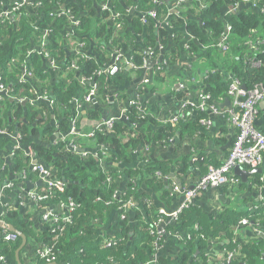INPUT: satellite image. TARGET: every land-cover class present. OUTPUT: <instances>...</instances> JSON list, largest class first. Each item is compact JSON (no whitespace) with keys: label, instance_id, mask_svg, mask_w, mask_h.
I'll use <instances>...</instances> for the list:
<instances>
[{"label":"trees","instance_id":"1","mask_svg":"<svg viewBox=\"0 0 264 264\" xmlns=\"http://www.w3.org/2000/svg\"><path fill=\"white\" fill-rule=\"evenodd\" d=\"M4 0H0L2 3ZM8 1V0H7ZM35 1V0H32ZM40 5L35 8L20 6L13 10L12 16L4 21H0V81L2 83L10 81L17 82L22 74L23 66H26L32 73L30 79H25L20 86L14 83L13 93L20 94L17 98L31 97L33 89L40 91L39 81L42 80V63H47L39 54L32 52L28 55V50L36 45L35 36L38 31L35 25L48 27L51 30L49 39L50 51L59 61V65L64 69V64L73 59V53L65 57L66 47L69 49L65 36L70 18L67 14L58 13L60 6L68 8L72 16L78 15L81 10L89 9L81 14L80 23L75 28V38L86 43V49L91 48V58L81 63L80 74L89 77L94 76L100 67L107 60V48H102L111 44L117 45L116 39L113 41L114 30L107 21L111 15L110 11L102 10L96 14L94 0H39ZM98 1V0H96ZM153 3L151 0H137L135 6L142 12L156 8L158 16L167 12L168 4L165 0H158ZM170 1V0H169ZM204 18L198 22L189 19L185 24L187 31L192 37L188 40L189 52H197L201 46L207 49L201 53L207 61L205 66L213 68L204 78L202 85L204 91L211 95L210 103H217L229 96V87L232 79L238 80L247 89L254 86H261L264 89V0H257L256 7L245 8L239 13L226 12L221 15L220 11L228 4L245 2L243 0H206ZM250 4V3H249ZM116 6V8H115ZM114 9L118 4L115 3ZM193 7H199L197 2L192 3ZM147 24L142 25L139 21H134V26L138 31H143L142 42L129 40L131 35L125 34V45L132 44L130 60L136 65L143 64L144 57L141 55L143 47L153 43L152 34L153 21L146 16ZM184 23L182 14L172 16V24L180 26ZM145 26V27H142ZM229 26V39L227 49L221 50L218 41L225 32V27ZM65 30V31H64ZM137 31V32H138ZM166 35L160 31V39ZM112 39L111 42H109ZM256 42L255 50L252 52L247 45L248 40ZM135 40V41H134ZM104 43V44H103ZM110 46V45H109ZM124 50V49H123ZM178 46H173L170 51V58L165 59L166 64L177 61ZM220 59L217 63L213 59ZM66 59V61H62ZM225 68L230 75L224 76L222 69ZM50 78V72L46 71ZM165 74L161 70L155 69L154 81H160ZM55 76V73H53ZM76 73L68 75L67 79H56L52 87V94L55 98L53 113L59 120V128L66 131L70 127V120L75 115L71 100L82 90V84L78 81ZM119 74L113 77V84H117ZM102 76L98 77L101 80ZM26 89V91H25ZM26 108V119L34 121L37 119L36 110ZM31 108V107H30ZM55 108V109H54ZM57 111L59 115L57 116ZM206 110H199L195 117L186 121L178 120L175 124L160 122L152 117V114L142 115L136 106L127 107V120L116 119L109 131H96L91 139L89 151L84 154L75 150H67L63 142L48 145H33L36 156L44 161V165L54 169L57 178L63 181L65 188L63 191H56L50 195L48 202L57 203L59 200L72 199L79 204L71 212L69 221H59L53 223L42 231L32 229L30 223L17 217L16 213L9 211L5 217V222L12 224L17 231L22 232L27 240L41 243L48 247L50 255L42 259V263L55 261L58 264L72 262L73 264H143L150 260L154 251V236L151 235V219L146 222L139 221L140 212L136 209L127 213L126 218H120V199L125 200L133 196L135 202L141 201L145 192L140 191V183L145 180L148 186L155 191L162 190L163 181L154 177V167L149 161L142 167H135L134 164L119 167L113 163L120 164L129 158L128 150H139L142 147L168 144L179 133L193 134L201 127L200 118L204 117ZM89 121H99V113L94 108H87L85 113ZM158 120V121H157ZM43 122V120H41ZM41 121L37 122L40 125ZM28 125V124H27ZM27 125H21L22 132H25ZM258 128V127H257ZM234 138V137H233ZM233 141V140H232ZM102 150L108 152V157L103 163L99 162ZM19 164V158H17ZM108 163V164H107ZM107 164V167H105ZM221 163H214L218 166ZM188 165V164H187ZM104 166V168L102 167ZM186 162L183 160V168ZM244 168H250L244 165ZM205 173V172H204ZM132 180V181H131ZM143 180V181H142ZM256 184L259 183L257 180ZM116 191L124 192L125 195L118 197ZM162 197L165 196V190ZM47 192V189L45 190ZM147 213L148 210L146 209ZM246 212L236 211L231 208H224L212 218H208L195 205H189L178 215L175 222L169 223L168 227L178 228L183 233H189L191 239L185 240L178 255L171 260L161 259L159 264H208L206 253L207 236L214 238L221 234L231 237L229 232L231 227ZM136 223H131L132 220ZM263 220V219H262ZM110 223V233L118 235L119 241L112 248H103L100 245L101 236L98 235V227L102 224ZM195 225L198 229H194ZM20 239L16 241L0 240V254L7 257V264H17L15 260V250ZM228 251H233L234 256L224 261L222 264H264V239H248L241 245L228 242L224 245ZM198 250L196 257L192 258L195 250ZM51 256V257H50Z\"/></svg>","mask_w":264,"mask_h":264},{"label":"crops","instance_id":"2","mask_svg":"<svg viewBox=\"0 0 264 264\" xmlns=\"http://www.w3.org/2000/svg\"><path fill=\"white\" fill-rule=\"evenodd\" d=\"M67 1L71 2V0ZM94 1L96 14L100 13L101 9L97 5L96 0ZM136 1L109 0L113 6H115V3L118 4L117 12L119 13V21L123 23L120 31H116V42H118V46H120V49L122 48L121 51L123 52L120 59L117 60L122 71L120 72L117 84H113L111 80L113 77H102L101 80L96 78L97 83L100 82L99 99L94 104L92 103L91 108H94L99 113L98 120L104 119L105 117H115L125 112L128 102L137 99L141 110L148 111L153 115L152 117L163 122L167 117L175 115L185 98L188 97V99L193 100L197 98L196 93L202 87L206 74L213 71L212 67L205 66L207 60L201 56V53L207 49L206 45L201 46L197 52L195 51L193 53L186 49V44L188 40H192V36L185 31V24L189 19H195L200 22L205 15V7H201L198 2V8L190 5L182 10L175 8L171 10L168 7L167 12L157 18L148 15L153 21L151 30L154 41L153 43H149V46H144L143 50L146 52L150 50L147 58L153 61V65L150 68H131L127 60L130 59L132 44L124 47L126 43L124 36L126 37L125 34H128L131 35L129 40L133 41L135 38L136 41L142 42L144 32L136 29L134 21L137 20L142 25L147 24V21H144V18L147 16V11L142 12L141 10H137L135 6ZM173 1L165 0L166 5ZM204 1L207 3L206 0ZM3 3L5 4V2ZM240 3L228 4L224 8L222 7L220 11L221 15L226 12L233 13L231 11L232 9L237 14L241 10L243 11L249 7L248 3H241L243 7H240ZM86 11H89V9L79 11L76 16L79 17ZM181 14L184 23L180 26L172 24V16H180ZM107 24L112 25L109 20ZM160 31L166 35V38L160 39ZM93 45L90 43V52ZM173 46H178L177 61L174 62V59L171 62L172 64H165L163 67L165 74H163L160 81H154L153 74L155 65L163 64L164 61L166 62L164 59L170 58V51ZM69 52V50L64 51L65 57L68 56ZM114 56V53L108 52L106 56L107 60L104 61L102 66L112 63ZM213 60L217 63L220 62V59L217 58ZM42 69L44 76L38 83L40 91H37V88L33 89L32 93L34 95L31 97L23 96L21 99L17 98L20 94L13 93L14 89H18L14 87V83L17 84V82L10 81L7 83L4 81L2 83L0 81V85L4 89L0 91V98L3 99L0 103V220L5 222V217L7 216L5 214L6 211H13L17 217L30 223L33 230L39 232L46 227L43 219L45 210L41 203L31 198L30 192L38 191L44 185L43 182L38 183L40 178L34 173L28 176L26 175L22 179L21 171L29 167L35 158L40 161L36 154L35 157L30 155L32 151H35L33 145H48L51 144L52 140L58 138H72L68 132L69 128L66 131L59 128L60 124L58 119L60 117L57 118L53 113L54 102L53 104L49 102L50 99L55 100L52 94V87L54 86L56 77L53 75L49 65L42 63ZM46 71L50 72V78L45 77L47 76ZM221 73L226 77L230 75L225 68L222 69ZM144 78L148 79L146 85H142ZM183 83L188 88L186 93L189 94L187 97L182 94L183 91L180 85ZM85 86H90V84ZM18 90L20 93L22 92V89ZM39 95L44 97L38 98ZM226 99H228V104L220 107L219 105ZM22 100H26V103L22 104ZM230 103L231 97H226L218 102V107L227 109ZM28 106L31 107H29V110H34L32 108L38 110L36 111L37 119L34 121H28L26 119V108ZM256 109L257 112L253 117V125L264 133V98L256 103ZM79 113L78 129L82 132L91 130L93 121H89L86 118V108L81 107ZM58 115L59 113L57 111ZM204 117L210 122L208 124L201 123V127L197 132L183 135L178 133L170 143L150 147L148 157L151 165L154 167V177L163 181V188L162 190L155 191L151 187L144 186L143 184H146V181L142 180L143 184L140 183L139 188L141 192L145 193L141 201L136 203V206L133 208L140 212L139 221H149L150 218L159 215L160 211L171 213L177 210L181 203H183L185 197L183 193L173 191L172 183L179 184L182 187L181 190L192 188L209 166L214 163H221L225 159L234 137L235 128L227 115H220L206 110ZM189 119L185 120L190 121ZM39 121H41L40 125L37 123ZM22 124H28L25 132L21 130ZM58 131L59 137H57ZM79 139L80 147L89 149L91 146L89 139L85 137ZM128 152V160L117 165L124 167L134 164V168L142 167V163L140 162L141 153L131 149ZM17 158H19V164L17 163ZM183 160L186 162V167L184 168ZM41 163L43 164L45 162L41 160ZM107 164H105V167H107ZM259 167L262 169L261 173L255 172L250 174L245 182H242L238 176L239 182L234 186L236 187V192H233L234 187L226 184L200 189L197 191L193 203L208 218H212L224 208H231L239 212L244 211L246 205L255 201L258 195L264 197V163ZM242 168L243 170L252 169ZM257 180L259 181L258 184L255 183ZM9 183H12L13 186L7 187ZM163 190H165L166 197H162ZM145 199L151 201L150 205L144 202ZM47 206L56 209L58 205L53 202H48ZM146 209L148 210L147 213L145 212ZM131 223H136V220L133 219ZM241 228L243 232L239 233L238 238L243 242L253 234L248 226ZM194 229H198V226L195 225ZM97 231L101 238H105L113 233V231L110 233L109 222L100 225ZM177 233L184 236L187 234L178 228L168 227L167 224L165 233L159 239L158 248L155 250L156 264H159L161 259L171 260L178 255V250L181 248L182 243L176 238L178 236ZM224 237L222 234L217 238L211 236L206 237L205 250L209 255H207L208 257L206 256L207 258H211L213 254L220 251ZM36 249L37 244H34L31 240H27L26 246L19 252V258L22 264H46L42 263V259L37 256ZM195 252L192 258L197 256L198 253L195 255ZM0 264L2 263L0 262ZM208 264H215V262L212 260Z\"/></svg>","mask_w":264,"mask_h":264},{"label":"built area","instance_id":"3","mask_svg":"<svg viewBox=\"0 0 264 264\" xmlns=\"http://www.w3.org/2000/svg\"><path fill=\"white\" fill-rule=\"evenodd\" d=\"M57 2H61V0H56ZM153 3H158V0H151ZM196 1L200 4L201 7H206L207 3L204 0H174L173 2L168 3V7L172 9H184L187 6L192 5V3ZM248 1V4L252 7H256L257 0H243ZM5 2V4L3 3ZM2 3H0V21H4L7 18L12 16L13 10L18 9L20 6H25L27 8H35L40 5L39 0H5ZM97 5L100 7L101 11L106 10L110 11L111 15L109 17V22L112 24L111 27L114 30V36H116V31H120V28H122L123 23L119 21L118 12L117 9H114L113 5L110 4L109 0H98L96 1ZM238 3V2H236ZM245 3V2H241ZM240 3V4H241ZM96 4V3H95ZM100 11V12H101ZM58 13L61 14H67V16L70 18V22L68 24V28L66 31H69V33L66 34L65 39L68 43L69 49L66 47L65 50H69V54L73 53V59L69 63L64 64V69L61 68L59 65V61L53 56V54L50 51L49 44H52V42L49 39V34L51 33V30L48 27H40L35 25L34 28L39 32L38 35L35 36V40L37 42L36 45H33L28 50V55H30L32 52L41 55L44 57V59L48 60V64L45 62L46 65H49L52 72L55 73L56 79H67L68 75L76 73L75 76L78 77V81L82 84V90L76 97H74L70 104L73 107L75 111V115L70 120V127L68 132L69 135L72 137L71 139H55L51 141V144H57L59 142H63L65 145V148L67 150H75L80 147V139L79 138H87L91 142V139L96 131H109L112 128L113 123L116 119H121L122 116L125 117L123 120H127V110L125 112H122L119 115H116L115 117H105L104 119H100L97 122L92 123L91 130L87 132H82L78 129L77 123L80 116V109L81 107L84 108H91L92 103L94 104L96 102L99 95V83H97L96 78L102 76V77H109L112 78L119 74L122 71V68L120 64L118 63V59H120L123 52L120 49V46H112L109 44L108 46L104 44L102 48H107V52L114 53V59L112 63L101 66L100 69L97 71V73L94 76L86 77L81 72V63L86 60L90 59V50L86 49V43L85 41H82L78 38H75V28L80 23V17L78 16H72L68 10V8L64 6H60ZM182 13V12H181ZM100 13H98L99 15ZM150 15L151 17H158L156 8L150 9L147 11V16ZM144 21L147 20L144 18ZM65 31V30H64ZM229 31L230 27H225V32L221 35L220 40L218 41V46L221 50L227 49V41L229 39ZM116 39L113 37V41ZM112 39L109 41L111 42ZM247 45L249 46L250 50L253 52L255 50L256 42L253 40H248ZM186 49H189V45L186 44ZM150 52L142 50L140 53L144 57L143 64L140 66H136L130 59L127 60L128 64L133 69H138L140 67L144 68L148 60L147 55ZM68 54V55H69ZM165 60V59H164ZM63 62L66 61V59L62 60ZM161 63V62H160ZM166 62L164 61L163 64L155 65V69L164 71V66ZM154 69V71H155ZM32 77V73L29 69H27L26 66H23L22 74L19 76L17 80V84L20 86L24 83L25 79H30ZM148 83V79L144 78L142 80V85H146ZM87 84H90V86H85ZM242 84L238 82L236 79H232L230 82L229 87V96L231 97V103L229 108L222 109L218 107L217 103H210L209 100L211 98V95L204 91L203 87H200L198 90V93H196L197 98L195 100L188 99L187 95L189 93H186L188 91L187 85L183 83L181 86L183 95H185L187 98L183 101L182 105L180 106L179 110L175 113L174 116L167 117L164 119L163 122L169 121L170 123L174 122V124L180 120V119H191L192 117H195V113L199 110H209L213 111L214 113L220 114V115H227L228 119L230 120L231 124L235 128L234 138L231 143V146L228 150V153L225 157V159L221 162L218 166H209L205 173H203L197 182L192 186V188L181 190V186L176 183H172V189L174 192H181L183 193L185 199L183 203H181L180 207L171 212V213H165L164 211H160L159 215H156L152 217L150 223L152 222V229L150 230L151 235L154 236V251L151 254V258L149 261L143 263V264H156V249L158 248L159 239L162 234L165 233V229L167 224L173 223L177 220L178 215L181 213V211L185 208H187L189 205L194 204L193 200L196 196V193L200 189H205L208 187H215L218 185L226 184L230 187L236 186L235 184L239 182L238 176L233 174V167L237 164H240L241 166L248 165L250 168L258 167L264 163V133L255 127L253 125V117L256 115L257 109H256V103L259 100H262L264 98V89L261 86H254L251 89H243L241 87ZM22 87V86H21ZM4 90L3 86L0 85V91ZM44 97L42 95H39L38 98ZM21 99V98H20ZM3 99L0 98V103ZM51 104H53L54 100L50 99L49 101ZM134 105L138 109V111L142 114H150L146 110H141L139 108V101L137 99L130 100L128 102V106ZM127 106V107H128ZM210 121L206 119V117L200 118V123L202 124H208ZM59 137V131L57 132ZM92 143V142H91ZM158 146V145H155ZM149 147L145 146L137 150L139 153H141L140 156V162L142 163L141 166H144L149 163ZM87 151L81 152L84 154ZM137 152V154H138ZM108 157V152L105 150H102L99 156V162L101 165L105 163L106 159ZM104 168V166H102ZM21 178L24 179L25 176L29 174H37L40 178L41 183L43 182V187L39 189L38 191H31L30 196L34 200H36L38 203H41L43 206V209L45 210L43 213V219L45 221L46 227L51 226L53 223H57L59 221H69L71 212L74 210L76 206L79 204L75 203L72 199L68 200H59L57 203L58 206L56 209L49 208L47 206V201H49V197L51 194H53L56 191H63L65 188V185L62 180L57 178L54 174V169L50 166L44 165L40 162L32 163L29 167L22 169ZM132 181V180H131ZM13 186L12 183H9L7 187ZM47 189V192L45 190ZM118 195V197H121L122 195H125L124 192L116 191L115 193ZM144 202L147 205H150V200L145 199ZM135 199L133 196H129L125 200L122 198L120 199V218H126L127 213L132 210L135 205ZM247 214L246 216H242L230 229L231 237H224L222 239L221 243V249L219 252H216V254H213L211 258H207L209 255L207 252L205 253V256H207L208 263L212 260H214L215 264H222L225 260H230L235 254L234 252L228 251L225 249L224 245L228 242L235 243L237 245H241L244 242H246L248 239H257V238H263L264 239V197L261 195H258L255 201L252 203H249L246 205L245 210ZM9 211H6V215ZM263 219V220H262ZM167 220H169L167 222ZM172 221V222H171ZM3 226L0 229V240L3 241H11L14 242L19 238L18 231L12 232L9 231L6 228V225L8 223L3 222ZM248 226L249 229H251L252 236L245 241L241 242L238 238L239 233L243 232V229L241 227ZM45 227V228H46ZM44 228V229H45ZM178 234V233H177ZM178 241H185L188 239H191V236L189 233H187L185 236L178 234L176 236ZM119 241L118 235L112 233L111 235L107 237L101 238L100 245L103 248H112L114 247L117 242ZM36 242H34L35 244ZM37 249L36 254L40 259H44V257H48L50 255V250L46 246H42L41 243H36ZM158 251V250H157ZM155 255V256H154ZM51 257V256H50ZM0 262L2 264H7V257L0 254ZM48 262H52L48 261ZM65 264H73L72 262H66Z\"/></svg>","mask_w":264,"mask_h":264},{"label":"water","instance_id":"4","mask_svg":"<svg viewBox=\"0 0 264 264\" xmlns=\"http://www.w3.org/2000/svg\"><path fill=\"white\" fill-rule=\"evenodd\" d=\"M240 7H243V5L241 4ZM231 11H232L233 13H236V11H235L234 9H232ZM131 12H132V9H131ZM152 65H153V61H147V62H146V65H145V68H150V67H152ZM241 87H242L243 89H246L245 85H241ZM21 103H22V104H25V103H26V100H22ZM227 104H228V99H226V100H225L222 104H220L219 106L221 107V106H225V105H227ZM121 119H125V117L122 116ZM51 125H52V123H51ZM76 151L81 153V152H84V151H89V149L84 148V147H79V148L76 149ZM35 154H36V153L32 151L30 155H32V156L35 157ZM33 162H34V163H37V162H39V161H38L37 158H35V159L33 160ZM113 165H117V163H113ZM242 167H243V166H241L240 164H237L236 166L233 167V174H235L236 176H239V177L241 178L242 182H245L246 179H247V177H248L250 174H253V173H255V172H260V173H261V171H262L261 167H259V166H258V167H254V168H252V169H250V170H243ZM40 182H41V181L39 180L38 183H40ZM3 225H4V224H3V221L0 220V228H1ZM6 228H7L9 231H12V232H16V231H17L16 228H14V226H13L12 224H7V225H6ZM18 233H19L20 243H19L18 247H17L16 250H15V260H16L17 264H22V262L20 261V258H19V252H20V250H22V248H23L24 246H26L27 238H26V236H25L22 232H19V231H18ZM197 253H198V251L196 250L195 255H196ZM46 264H58V263H56L55 261H52V262H47Z\"/></svg>","mask_w":264,"mask_h":264},{"label":"rangeland","instance_id":"5","mask_svg":"<svg viewBox=\"0 0 264 264\" xmlns=\"http://www.w3.org/2000/svg\"><path fill=\"white\" fill-rule=\"evenodd\" d=\"M233 192H236V187H234ZM235 197V196H234ZM245 210V209H244Z\"/></svg>","mask_w":264,"mask_h":264}]
</instances>
